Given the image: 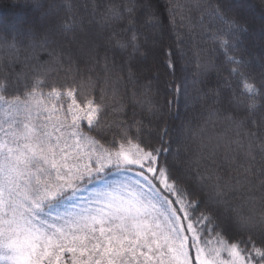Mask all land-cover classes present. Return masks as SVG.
I'll return each instance as SVG.
<instances>
[{"label": "snow or ice", "instance_id": "obj_1", "mask_svg": "<svg viewBox=\"0 0 264 264\" xmlns=\"http://www.w3.org/2000/svg\"><path fill=\"white\" fill-rule=\"evenodd\" d=\"M166 2L180 58L190 52L166 103L192 111L156 133L151 83L128 89L136 73L108 53L143 55L158 0L99 12L92 0L94 27L75 48L54 46L50 25L0 31V264H264V119L253 118L264 79L242 53L247 29L230 0ZM34 7L45 18L63 7V33L84 21L72 0Z\"/></svg>", "mask_w": 264, "mask_h": 264}, {"label": "trees", "instance_id": "obj_2", "mask_svg": "<svg viewBox=\"0 0 264 264\" xmlns=\"http://www.w3.org/2000/svg\"><path fill=\"white\" fill-rule=\"evenodd\" d=\"M42 2L47 6L48 3L53 2V0H42ZM57 4H62L63 0H54ZM74 5V11L78 12L79 15L84 17L83 24L78 27L74 32L77 39L84 40L89 36V29L93 28V24H89L88 21L92 19L91 7L92 0H72ZM87 3L88 10H84V5ZM98 5V12L102 11L103 8L99 7L101 4H122L123 0H96ZM232 5V14L237 18V20L247 29V33H244L241 37L243 43L241 45V50L243 55L248 57L250 60L254 61V73L256 81L264 79V75L261 73V65L264 64V0H230ZM158 10L160 12L161 23L155 28H146L143 30V35L141 36V53L143 55L137 54L129 62V53L131 49L127 51L114 50L108 53L110 59H114L118 65H125V75L126 68L131 66L133 71L137 75V80L134 85L128 84L127 88L131 89L133 87L142 90L143 85L151 83L152 91L150 95L153 97L154 101L162 106V113H158L156 117H151L153 123L151 129L153 133L158 132L165 126V123L170 125L172 128L181 123L180 119L176 117L179 115L181 117L191 116V109H186L185 100L183 97H177L175 103L169 106L166 101L172 99L173 91L168 87L169 83L175 80L179 82L182 72L180 68L187 61L190 56V52L184 57L180 58L179 51L176 49V33L173 30L172 25L169 22L167 14V2L166 0H158ZM197 13H193L195 17ZM67 16L66 11L61 7L58 12H54L51 16L45 18L43 17L37 9L34 7V0H0V31H11L12 26L20 23H35L39 25H50L55 26L62 22ZM258 17L254 20L252 17ZM96 19H99L97 15ZM126 24V20L123 22ZM193 24L196 20L193 19ZM119 32V26L116 28ZM95 32L102 33L104 36L110 35V29H103L99 26H95ZM123 35V34H121ZM145 36L148 38L145 40ZM117 38H120L119 36ZM59 43V41H57ZM104 43V41H100ZM69 45H67L68 47ZM187 51L190 48V44L182 45ZM70 48V47H68ZM176 53L172 57L173 61L176 63V71L173 73L171 69L167 67V60L169 59V51ZM101 55L104 54V48L99 49ZM249 54H254L256 57H252ZM154 67L156 72L155 75H151L150 67ZM6 71L8 69H5ZM17 72L20 71L19 68L16 69ZM214 79V77H213ZM121 90H124L122 86ZM189 95H195L192 90L191 85L188 88ZM138 116L149 118L146 113L140 112L137 109ZM131 113H129L130 115ZM253 118L257 121L264 119V107H260L254 113ZM197 121L193 120L192 124L195 126ZM173 138L172 132L170 131L169 137L166 139ZM175 148L176 145L173 144Z\"/></svg>", "mask_w": 264, "mask_h": 264}, {"label": "rangeland", "instance_id": "obj_3", "mask_svg": "<svg viewBox=\"0 0 264 264\" xmlns=\"http://www.w3.org/2000/svg\"><path fill=\"white\" fill-rule=\"evenodd\" d=\"M252 17L254 18V20L258 19V17H254V16H252ZM52 27L57 28V25L52 26ZM86 37H88V36H86ZM52 38L56 42L59 41V43L57 42L56 45H54L56 47L75 48L84 42V40L77 39L74 34L72 35L71 32L70 33H63L61 31H59L58 28H57L55 35ZM67 45H69V46L67 47ZM249 55L251 56V58L256 57V55L254 56V54H249ZM150 70H151V75L152 76L155 75V72H156L155 68L151 66Z\"/></svg>", "mask_w": 264, "mask_h": 264}]
</instances>
